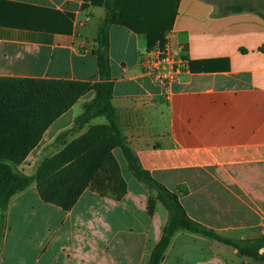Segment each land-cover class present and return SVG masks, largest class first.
Instances as JSON below:
<instances>
[{
  "label": "crops",
  "instance_id": "obj_1",
  "mask_svg": "<svg viewBox=\"0 0 264 264\" xmlns=\"http://www.w3.org/2000/svg\"><path fill=\"white\" fill-rule=\"evenodd\" d=\"M115 1L128 25L109 29L112 104L141 167L178 194L197 223L236 242L264 234V17L257 13L264 0H252L257 12L227 15L219 0ZM106 16L105 0H0V76L99 82L94 51ZM163 17L172 19L164 34L172 52L190 60L168 98L142 67L151 24ZM94 97L89 92L57 119L19 170L33 175L42 153L83 135L89 126L76 121ZM115 156L128 184L120 201L87 189L64 211L44 202L35 184L15 195L0 264H149L168 212L159 204L149 216L150 191L122 151ZM161 264L263 263L180 231Z\"/></svg>",
  "mask_w": 264,
  "mask_h": 264
},
{
  "label": "trees",
  "instance_id": "obj_2",
  "mask_svg": "<svg viewBox=\"0 0 264 264\" xmlns=\"http://www.w3.org/2000/svg\"><path fill=\"white\" fill-rule=\"evenodd\" d=\"M217 5L223 8V15L255 11L252 0H219ZM105 7L107 16L99 28L94 51L99 65V82L0 76V212L3 222L11 199L33 184L44 202L64 211L72 210L87 189L122 200L128 185L121 176L115 156V151L121 150L134 177L158 193L157 198L163 201L169 213L149 264H161L173 237L180 231L231 245L240 256L264 264V234L236 242L197 223L188 216L178 194L168 190L141 167L121 133L112 104L109 29L114 24L128 25V21L122 17L115 0H105ZM257 13L264 17L263 13ZM162 19L151 24L148 50L157 43L166 42L164 34L171 29L172 19ZM91 91L95 97L76 121L81 126H89L88 130L64 143L58 152L44 157L33 175L20 173L18 167L40 144L49 127ZM98 117L107 122L91 125ZM157 198L149 199L150 217L156 212Z\"/></svg>",
  "mask_w": 264,
  "mask_h": 264
},
{
  "label": "built area",
  "instance_id": "obj_3",
  "mask_svg": "<svg viewBox=\"0 0 264 264\" xmlns=\"http://www.w3.org/2000/svg\"><path fill=\"white\" fill-rule=\"evenodd\" d=\"M142 67L150 79L162 89L165 98L170 96L172 84L190 71V60L174 54L169 43H157L142 58Z\"/></svg>",
  "mask_w": 264,
  "mask_h": 264
},
{
  "label": "rangeland",
  "instance_id": "obj_4",
  "mask_svg": "<svg viewBox=\"0 0 264 264\" xmlns=\"http://www.w3.org/2000/svg\"><path fill=\"white\" fill-rule=\"evenodd\" d=\"M91 102V101H90ZM90 102H88V103H86L84 106H83V112H82V114L85 112V110H86V106H88V104L90 103ZM80 110V104L79 105H77L76 106V111L78 112ZM78 126L80 125V124H77ZM56 147V146H55ZM55 149V148H54ZM54 149H50V150H48V151H45L44 153H42V155H43V158L45 157V156H47V155H50L51 153H53V151H55ZM41 155V156H42ZM41 156H40V158H41ZM43 158H41V159H43ZM118 160V159H117ZM126 160V159H125ZM119 162V161H118ZM127 162V161H126ZM120 164V163H119ZM127 166H128V163H127ZM20 167V166H19ZM19 167H18V171L20 172V173H23V172H21L20 170H19ZM129 167V166H128ZM120 169H121V166H120ZM24 174V173H23ZM127 175V177H128V179L130 180V181H132V179H130L129 178V175H128V173L126 174ZM121 176H122V178L126 181V179L124 178V176H123V172H122V170H121ZM137 179V178H136ZM138 180V179H137ZM139 181V180H138ZM139 182H141V181H139ZM126 183H127V181H126ZM142 184H144L146 187H147V189L150 191V196H149V199H150V197H153V198H157L158 197V193L155 191V190H153L152 188H150L148 185H146L145 183H143V182H141ZM128 185V184H127ZM114 190V186H112V191ZM157 204H156V209H157V205H162V206H164V208L167 210V212H168V209L166 208V206H165V204L163 203V201H160L158 198H157ZM148 202H149V200H148ZM0 216H1V212H0ZM168 217H169V213H168ZM168 220V219H167ZM4 226H5V221L3 222V220H2V217H1V226H0V237L2 236L3 237V229H4ZM1 242V241H0Z\"/></svg>",
  "mask_w": 264,
  "mask_h": 264
}]
</instances>
